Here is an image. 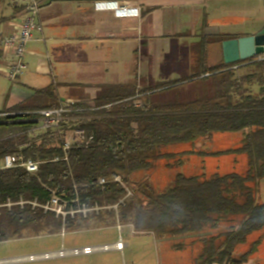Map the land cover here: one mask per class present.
<instances>
[{
    "label": "trees",
    "instance_id": "obj_1",
    "mask_svg": "<svg viewBox=\"0 0 264 264\" xmlns=\"http://www.w3.org/2000/svg\"><path fill=\"white\" fill-rule=\"evenodd\" d=\"M7 0H0V5ZM27 7L22 6L21 11ZM236 39L221 34L224 42ZM203 61H205L203 47ZM252 63L264 71V58H251L216 68H203L196 77L161 84L160 91L193 82H211L208 96L183 101L135 104L136 86H116L103 90L94 100V110L85 109L73 116H90L74 124L92 137L88 147L74 146L65 159L64 134H46L33 140L30 131L36 125L38 112L60 106L56 87L36 89L33 96L17 106L0 112V130H19L0 139V159L22 154L40 162L36 173L17 167L0 172V243L23 237L26 231L60 232L72 228L79 218V227L100 226L116 218L114 211L91 213L84 218L62 217L54 212L19 202L37 200L45 205L55 194L68 208L113 206L127 191L113 175L121 177L129 187L131 176L147 171L153 160L174 158L177 154L162 153L160 147L192 143L216 133L248 131L240 147L214 155L246 154V174L231 173L187 176L176 175L173 186L163 193L150 192L135 186L133 195L118 206V218L133 226L135 232L153 233L158 239L204 234L217 230L230 217H240L238 226L203 236V249L196 264H244L249 254L235 256L237 248L248 237L264 230V203L257 201L258 183L264 180V85L259 96L251 93L235 95L238 88L234 66ZM206 73L212 76L200 78ZM263 80V79H262ZM63 122L58 129H67ZM184 155V154H182ZM105 179L104 184H99ZM141 194V196L138 195ZM11 205L9 206L8 204Z\"/></svg>",
    "mask_w": 264,
    "mask_h": 264
},
{
    "label": "crops",
    "instance_id": "obj_2",
    "mask_svg": "<svg viewBox=\"0 0 264 264\" xmlns=\"http://www.w3.org/2000/svg\"><path fill=\"white\" fill-rule=\"evenodd\" d=\"M15 2L12 15L0 17V36L16 33L25 16V10L20 9L27 7L29 0ZM39 3L38 29L25 53L27 67L2 111L24 103L34 90L53 85L60 103L58 108L73 103L74 110L78 104L94 110L98 94L116 86H136L137 106L161 103L164 101L152 99L165 92L160 91L161 84L193 78L203 68L224 64L219 35L240 38L264 29L263 26L255 33H227L240 21L253 18L258 6H264V0H40ZM118 7L132 12L120 14L115 9ZM185 43L194 56L195 72L160 81L157 63ZM203 47L205 61L200 50ZM10 60L11 52L0 49V69L6 70ZM183 61L184 57L179 56L176 62ZM240 68L241 65L233 67L236 77H240L237 75ZM210 76L212 73H206L200 78ZM252 78L253 74L244 76L247 81ZM205 82L211 85L210 81ZM251 84L258 86L256 93L251 94L259 96L264 81ZM71 114L64 117L69 126L90 119ZM247 132L199 138L185 143L192 145L190 149L174 154H184L188 164H192L190 168H197L194 175L246 174L249 169L246 154H214L240 147Z\"/></svg>",
    "mask_w": 264,
    "mask_h": 264
},
{
    "label": "rangeland",
    "instance_id": "obj_3",
    "mask_svg": "<svg viewBox=\"0 0 264 264\" xmlns=\"http://www.w3.org/2000/svg\"><path fill=\"white\" fill-rule=\"evenodd\" d=\"M16 4L15 0H7L0 5V17L12 15ZM257 12L253 18L249 16L247 18L249 20L240 21L236 28L229 30V32L227 31V33L233 35L242 31L255 33L264 26V6L262 4L258 6ZM186 43L180 48L173 49L171 55L161 59V63H157L160 81H168L173 77H186L195 72L194 56L191 53L190 46H187ZM179 56L184 57L185 61L183 63L176 62ZM256 58L263 59L264 55ZM154 66L156 68V64ZM249 74H253V78L247 81L244 76H249ZM237 75L241 77H236L239 81H237L238 88L235 95L238 96L251 92L256 93L255 90L258 86L251 83L264 81V71H261L252 63L241 64ZM16 86H18L16 82H12L7 78V71L0 69V111L4 109L8 96H10L11 91ZM211 89L210 83L193 82L169 89L152 97V99L164 102L175 100L186 102L208 96ZM49 129L52 130V133L60 134H65L68 130ZM46 131L47 129L41 126L35 127L30 131V136L33 140H38L46 134ZM19 132V130L13 129L0 130V139ZM191 146L189 144L168 145L160 147L159 151L165 154L179 153L185 149H190ZM187 161L188 159L182 154H177L176 157L170 159L153 160V165L149 170L139 171L131 176L128 188L132 195L135 186L143 188L147 192H150L149 188H151L156 193H163L173 186L177 174L194 175L197 168H190L192 164H188ZM210 175L212 174L207 176ZM138 195L141 196L140 193ZM256 198L259 203H264V180L258 183ZM105 211L112 212L114 210L104 208L99 212ZM91 213L96 212L92 211L88 214ZM114 213L116 218H111L108 220L109 223L106 222V224L104 223L100 226H94V224L90 223L88 226L82 225L79 227V218H76L72 228H65L64 224L62 230L57 233L26 231L20 239L1 242L0 264H196L197 258L203 249L200 238L225 231L231 226H238L241 222L240 217H230L222 222L217 230L204 234L158 239L151 233H135L132 225L123 224L119 221L118 213L116 211ZM120 237L127 245L122 251L110 250L91 255L65 256L32 261L23 259L31 255L56 252L62 248L73 249L84 246L112 244L118 241ZM246 253L249 254L247 264H264V230L251 234L247 242L237 248L235 256Z\"/></svg>",
    "mask_w": 264,
    "mask_h": 264
},
{
    "label": "built area",
    "instance_id": "obj_4",
    "mask_svg": "<svg viewBox=\"0 0 264 264\" xmlns=\"http://www.w3.org/2000/svg\"><path fill=\"white\" fill-rule=\"evenodd\" d=\"M40 0H29L27 8L25 10V16L21 21L18 31L14 34L0 36V49L9 50L11 52V60L7 66V78L16 82L19 76L26 69L27 64L25 61L26 48L29 42L33 39L35 31L38 29V16L40 11ZM116 11L120 14L131 13L132 11L124 8L118 7L115 8ZM66 107L53 108L50 110H43L38 112V118H36L35 127H43L45 129L49 128H59V125L66 120L64 119L65 114L83 111V109L74 110L72 104ZM68 130L64 134V147L63 151L65 153V159L70 149L74 146H85L88 147L91 143L92 137H88L83 129H80L74 125H71L67 128ZM40 162L33 161L31 159H26L22 154L6 155L0 159V172L9 170L12 168L21 167L26 169L29 173H36L39 169ZM113 179L116 182L122 184V186L127 191L126 196L120 200V202L113 206H104L95 208H87L85 205L79 206L78 209L68 208L66 203H63L59 198L54 194L52 198L45 205L40 204L37 200L26 202L21 201L19 205L23 206L24 204H30L34 208H42L45 212H54L58 217H62L63 222L67 216L75 218L77 214H80L84 217L87 216L89 212L99 213L101 209L107 208L110 210L116 211L118 213V206L124 204L125 199L132 196V192L129 188L122 182L121 177L118 175H113ZM105 179H100L99 184H104ZM9 206L11 205L8 204ZM118 216V215H117ZM126 247V244L123 242V239L120 237L118 241L112 244H103L96 246H84L81 248L66 249L62 248L56 252L31 255L29 257L23 258L27 260H40L56 257H65V256H82V255H91L97 252H106L110 250L122 251Z\"/></svg>",
    "mask_w": 264,
    "mask_h": 264
},
{
    "label": "water",
    "instance_id": "obj_5",
    "mask_svg": "<svg viewBox=\"0 0 264 264\" xmlns=\"http://www.w3.org/2000/svg\"><path fill=\"white\" fill-rule=\"evenodd\" d=\"M224 63L234 64L264 55V29L253 36L229 39L222 43Z\"/></svg>",
    "mask_w": 264,
    "mask_h": 264
}]
</instances>
